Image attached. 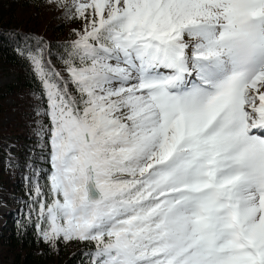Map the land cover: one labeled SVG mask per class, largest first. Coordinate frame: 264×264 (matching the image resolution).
Here are the masks:
<instances>
[{"label": "snow or ice", "instance_id": "obj_1", "mask_svg": "<svg viewBox=\"0 0 264 264\" xmlns=\"http://www.w3.org/2000/svg\"><path fill=\"white\" fill-rule=\"evenodd\" d=\"M44 3L65 40L0 31L39 82L18 234L74 264H264V0Z\"/></svg>", "mask_w": 264, "mask_h": 264}, {"label": "trees", "instance_id": "obj_2", "mask_svg": "<svg viewBox=\"0 0 264 264\" xmlns=\"http://www.w3.org/2000/svg\"><path fill=\"white\" fill-rule=\"evenodd\" d=\"M61 10L50 7L44 0H0V31L18 29L32 32L45 39L57 42L68 37L69 29L77 23H66L57 17ZM26 61L12 51L7 42L0 40V71L5 68L18 72L15 83L0 86V139L11 135L7 139L16 146L14 163L5 172L0 161V185L9 210L0 217V246L2 258L0 264H74L71 254L82 245L76 242L62 244L59 251L52 250L42 240H37L34 228L29 226L18 234L17 221L21 219V212L16 208L25 196V180L23 165L29 155L31 124L35 119L32 109L35 104L34 92L39 90V82L29 73ZM13 98V104L8 99ZM17 111L15 119L2 124L6 112ZM15 176V177H14Z\"/></svg>", "mask_w": 264, "mask_h": 264}, {"label": "rangeland", "instance_id": "obj_3", "mask_svg": "<svg viewBox=\"0 0 264 264\" xmlns=\"http://www.w3.org/2000/svg\"><path fill=\"white\" fill-rule=\"evenodd\" d=\"M17 78H18V72L16 70L5 68L2 71H0V86H6L15 83L17 81ZM14 102L15 100L13 98L8 99L9 104H13ZM16 115H17L16 110L11 112H6L2 120V124L6 125L7 123L12 122L15 119ZM31 121L29 124H31ZM11 137H12L11 135H6L2 137V139H0V161L2 162L1 164L5 172H8L10 168L9 165L11 164L10 161L11 162L14 161L13 157L16 152V146L7 140L10 139ZM1 189L2 187L0 185V217L2 213H5L6 211L9 210V207L5 204V198L3 196V193L1 192ZM20 207L21 205H17L16 208L20 211ZM1 251H2V247L0 246V260L2 258Z\"/></svg>", "mask_w": 264, "mask_h": 264}]
</instances>
